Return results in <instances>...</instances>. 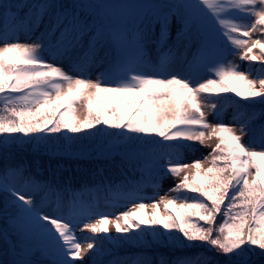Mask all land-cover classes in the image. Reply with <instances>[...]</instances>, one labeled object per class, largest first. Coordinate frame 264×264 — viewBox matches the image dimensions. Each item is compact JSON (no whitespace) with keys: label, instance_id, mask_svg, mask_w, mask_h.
<instances>
[{"label":"snow or ice","instance_id":"1","mask_svg":"<svg viewBox=\"0 0 264 264\" xmlns=\"http://www.w3.org/2000/svg\"><path fill=\"white\" fill-rule=\"evenodd\" d=\"M253 33L264 34V0H0V146L26 142L53 155L113 163L119 155L125 176L119 185L102 176L94 188L85 185L78 193L25 176L22 166L5 169L0 190L13 197L19 237L13 264H37V253L40 264H74L93 249L99 254L105 240L147 245L149 235L174 246L202 242L225 257L224 264H254L252 257H264V123L242 121L237 128L222 120L230 105L237 111L264 108V35L253 39ZM21 35L31 43L21 42ZM229 42L242 50V60L262 65L255 77L227 60L236 54ZM65 60L77 75L64 70ZM177 61L189 72L174 71ZM93 68L103 69L95 80ZM229 93L248 103L223 95ZM208 110L216 123L209 122ZM249 134L251 142L244 140ZM197 144L211 151L184 162V153L194 154ZM125 169L142 179L132 180ZM13 178L23 181L21 188L43 190L45 200L23 194L9 182ZM169 178L178 182L168 193L178 195L145 202L144 188L158 195ZM96 190L109 193L117 206H132L114 218L99 213L82 198ZM49 193L57 211L67 193V217L42 213ZM81 222L82 230L101 239L85 246L74 227ZM112 228L116 237L109 235ZM173 232L181 236L168 235ZM112 264L152 261L136 255ZM175 264L201 260L180 258Z\"/></svg>","mask_w":264,"mask_h":264},{"label":"trees","instance_id":"2","mask_svg":"<svg viewBox=\"0 0 264 264\" xmlns=\"http://www.w3.org/2000/svg\"><path fill=\"white\" fill-rule=\"evenodd\" d=\"M60 2L71 5L74 0H60ZM78 2V0H77ZM262 65H260L261 67ZM259 67V68H260ZM258 68V69H259ZM239 102V101H238ZM242 105L244 103L239 102ZM244 109L243 111H240ZM239 111L235 108L237 113L235 119L240 124L242 121H250L252 125L258 126L260 123H264V108L257 105L254 108L246 109L241 108ZM109 131H112L111 129ZM83 135V134H82ZM27 140V138H25ZM256 142H259V138H256ZM92 142L83 141V145H88ZM79 147V146H78ZM114 163L105 160H90L86 158H68L66 156L56 154L53 155L51 152L45 151L42 148L36 149L32 144L29 143H17L9 144L6 147L0 146V173H3L5 169L15 168L17 166H22L24 169V175L35 178L36 181L41 183H48L53 187L64 189L70 186L74 191L80 192L83 186L87 185L90 189L94 188L101 179V177H107L110 181L115 182V185L121 184L125 180V176L121 174L120 161L121 157L116 155L113 157ZM103 168L102 174H98V170ZM125 174L127 177L134 181H140L142 176L138 173H132L125 169ZM13 178L9 182L15 183L18 189L23 191L25 195H31L33 192L34 200L40 202L45 200L44 192L40 188H36L33 185H27L21 188L23 181ZM146 180L147 177H144ZM145 187L144 189H146ZM95 195L98 199L97 202L91 201V196ZM178 194L175 193L174 197ZM179 195L193 196L195 194L183 192ZM109 193L102 190L96 191H84L82 198L88 204H91L95 209L107 208L110 201ZM13 197L9 192L0 190V264H13L14 259H16V251L13 249V243L18 242L19 237L13 228L12 217L16 215V208L13 205ZM53 202V195L48 194L47 200L44 202L42 207H48L49 213L53 212L56 216L67 217L70 212V207L63 208L67 204V193L65 194V199L60 203L59 211L50 208ZM227 203V202H226ZM51 211V212H50ZM53 216V214L51 213ZM194 220L196 218H193ZM221 222V217L217 218V223ZM202 223V222H201ZM157 230L163 231V229L158 228ZM134 233H129L133 235ZM118 235V234H117ZM116 235V236H117ZM168 235L181 236L179 232L169 233ZM94 240H100L98 237H91ZM148 243L147 245L138 244H116L113 245L109 241L105 240L101 246V251L99 254L92 256L90 264H103L110 257L115 259L133 257L136 255L146 256L151 261L152 264H161V259L166 261V264H175V262L180 258H197L201 260V264H204L206 259H213L219 261V264H224L225 257L217 254L215 249L209 250L207 244H202V242H186L189 245L196 246H174L172 244L153 242V238L149 235L145 237ZM166 239V237H165ZM91 241L93 239H90ZM247 247V246H246ZM261 250L256 249V252ZM33 259L37 261V264L43 260V257L37 253ZM254 264H264V257H252Z\"/></svg>","mask_w":264,"mask_h":264},{"label":"rangeland","instance_id":"3","mask_svg":"<svg viewBox=\"0 0 264 264\" xmlns=\"http://www.w3.org/2000/svg\"><path fill=\"white\" fill-rule=\"evenodd\" d=\"M116 2H131V3H136L133 0H120V1H116ZM174 34L175 33H173V35ZM262 35H264V34H261V33H253V39L260 38ZM20 40H21V42L31 43V40H28L25 37H20ZM229 49L231 51H235L236 54L235 55H228L227 60L228 61H231L233 64L239 66V69L240 70H243L245 72L251 71L252 76L255 77L257 75L256 70L260 67L261 64L259 62H255V61L242 60L240 58L241 55H242V50L234 49L233 46L229 47ZM181 51H182V49H181ZM254 53L255 54H259V49L254 50ZM151 58L152 59H156L157 56H156V58H154V56L151 55ZM45 59H48V57H45ZM62 66H63V68H64L65 71H69V72H71V74L77 75V73L72 72V70H71V64L68 61H66V60L63 61L62 62ZM102 70L103 69L101 68L100 71H102ZM174 71L180 72V73H187V72H189V69H188V66L185 63H182L180 61H177L176 64H175V66H174ZM98 73H99V71H96V69L93 68L91 70V72L89 73L90 78L93 79V80H95L97 78V76L99 75ZM206 75H213V74L208 73ZM199 78H201V77L198 76L197 79H199ZM223 95L231 96L233 99L240 100L239 97H235L234 94H231V93H229V94H223ZM241 101L244 102L245 104L248 103L247 101H243V100H241ZM208 112H209V114H208V117L207 118H208L209 122L216 123L217 122L216 114L214 112H212L211 110H208ZM234 114H235L234 108H233V106L230 105V106H228L226 108L222 120L226 124H230V125H232L234 127L239 128L240 125L237 124V121L234 119V117H235V116L233 117ZM245 131H247V129H245ZM244 140L245 141H248V142H251V140H252L251 134L246 135L244 137ZM209 143L214 146L215 141H211ZM254 146L257 149H259L260 148V143L259 142H256ZM196 147H197L198 150L194 154L188 153V152H185L184 153V157H185L184 162L187 163V162H191V161H194V160L201 159L203 156H206L211 151V147H200L198 144L196 145ZM205 166L207 167L208 165H205ZM177 182L178 181L176 179H172V178L165 179L163 181V183H162V187L158 191V195H155V196L153 194V189L150 188V190H148L147 192H145L143 194L145 196V202H149L151 199H157L158 200L160 197H162V196H164L166 194H168L170 198L171 197H174L175 192H172V193L169 194L168 193V189H170L171 187H173V185L175 183H177ZM131 206H132V203H129L127 205H124L122 203L121 206H120V208L118 210H115L113 213H111V215L114 218V216L116 214H119L120 212H123V211L127 210ZM74 227H75V232H76L77 237H78L79 234H81L80 238L84 242L85 246H86V243L87 242H91V240L85 239V238H91V237H95L96 236L99 239H101V237L99 235H94V234H92L90 232H87L85 230H82V222L81 223H75ZM109 235H111L112 237H116L117 233L115 232V229L114 228L111 229ZM80 238L78 237V239H80ZM91 239L94 240V238H91ZM96 241H98V240H96ZM95 251L96 250L93 249L92 252H89L87 255H85L83 261H76V262H74V264H90L91 263L92 256L94 255Z\"/></svg>","mask_w":264,"mask_h":264},{"label":"bare ground","instance_id":"4","mask_svg":"<svg viewBox=\"0 0 264 264\" xmlns=\"http://www.w3.org/2000/svg\"><path fill=\"white\" fill-rule=\"evenodd\" d=\"M18 179H19V178H18ZM18 179L16 180V182H17V183L19 182V180H18ZM66 205H69V204H66Z\"/></svg>","mask_w":264,"mask_h":264}]
</instances>
